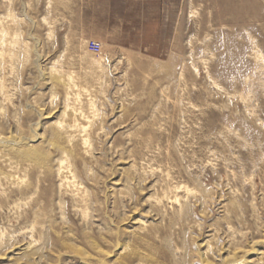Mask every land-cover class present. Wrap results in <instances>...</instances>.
<instances>
[{
  "label": "rangeland",
  "instance_id": "obj_1",
  "mask_svg": "<svg viewBox=\"0 0 264 264\" xmlns=\"http://www.w3.org/2000/svg\"><path fill=\"white\" fill-rule=\"evenodd\" d=\"M0 21V137L44 156L0 143V264H264V0H0Z\"/></svg>",
  "mask_w": 264,
  "mask_h": 264
},
{
  "label": "bare ground",
  "instance_id": "obj_2",
  "mask_svg": "<svg viewBox=\"0 0 264 264\" xmlns=\"http://www.w3.org/2000/svg\"><path fill=\"white\" fill-rule=\"evenodd\" d=\"M9 15V14H8ZM4 19V18H3ZM1 23H2V21H0V27H1ZM4 23V22H3ZM6 23V22H5ZM4 25V24H3ZM5 26V25H4ZM6 31L4 30V28H1V30H0V44L1 45H3V43H4V36L6 35ZM1 49V48H0ZM2 51V50H1ZM0 55H1V52H0ZM36 59H35V63H38L39 62V57L40 56H38L37 54H36ZM1 57V56H0ZM0 59H2V58H0ZM68 128H69V126H67ZM66 126H64V125H60L58 128H57V130H56V136H57V138L58 139H60V140H62V141H64V142H66L67 144H71V145H73L74 144V142H75V137L72 135V133H70L69 132V130L71 129V128H69V130H68V128H67ZM33 141H39V145L41 144V142L43 141V140H41V137H35V140H33L32 139V141L31 142H33ZM41 141V142H40ZM0 143H3V144H1V146L2 145H9L8 143H10L11 144V146H12V148H14L15 149V153H17L18 154V156L19 157H21V158H25L28 162H32V163H34V165L37 167L38 166V164H40V161H38V159L39 160H44V156H43V154H42V152H40L38 149H37V146L34 144V145H32V144H28V145H26L25 147H23V148H17V146H18V143L16 142V141H14V140H8V138H3V137H0ZM82 143H84V144H86L85 143V139H83L82 140ZM27 144V143H26ZM20 145V144H19ZM83 145V144H82ZM7 146H4V148L5 147H7ZM11 146L10 147H8V148H11ZM3 147V146H2ZM20 147H22V145L20 146ZM11 151V150H10ZM61 159V158H60ZM56 160V159H55ZM54 160V161H55ZM64 161V160H63ZM59 162H60V160H59ZM64 163V162H63ZM63 163H59V167L58 168H56V170H55V173H56V175H57V177H62V175H63V173H64V171L62 170V168H64L63 167ZM58 163H56V165H57ZM31 165V164H30ZM65 165V164H64ZM28 167H29V165H27ZM8 168V167H7ZM16 168V167H15ZM66 168V167H65ZM53 170V169H52ZM9 173L7 172L6 174H5V178H7V179H9V178H14V171H16L13 167H10V169H9ZM5 173V172H4ZM14 173V174H13ZM4 175V174H3ZM203 246V245H202ZM208 246H207V250H208ZM236 248H238V247H236ZM18 249H19V251H21V253L22 254H25L28 250H29V246L28 245H24V246H21V247H18ZM120 253H122V252H124L125 251V248L124 247H121L120 248ZM207 250H204L203 252H201V253H199V255H200V257H202V260L203 261H206V258H205V255H206V253L208 252ZM226 252V254H227V259H228V261L226 262V264H245L246 262H245V259L244 260H240V259H243V257H236L235 256V250L234 251H228V250H225Z\"/></svg>",
  "mask_w": 264,
  "mask_h": 264
},
{
  "label": "built area",
  "instance_id": "obj_3",
  "mask_svg": "<svg viewBox=\"0 0 264 264\" xmlns=\"http://www.w3.org/2000/svg\"><path fill=\"white\" fill-rule=\"evenodd\" d=\"M91 46L95 52H98L100 50V45L96 42H93Z\"/></svg>",
  "mask_w": 264,
  "mask_h": 264
}]
</instances>
